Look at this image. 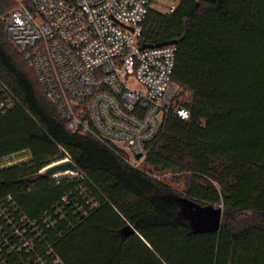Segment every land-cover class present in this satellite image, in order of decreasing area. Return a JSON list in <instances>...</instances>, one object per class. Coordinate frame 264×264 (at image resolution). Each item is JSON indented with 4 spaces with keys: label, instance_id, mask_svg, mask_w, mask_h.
<instances>
[{
    "label": "trees",
    "instance_id": "trees-1",
    "mask_svg": "<svg viewBox=\"0 0 264 264\" xmlns=\"http://www.w3.org/2000/svg\"><path fill=\"white\" fill-rule=\"evenodd\" d=\"M173 1L171 14L149 10L141 47L176 41L174 101L190 115L169 116L146 170H137L92 136L67 130L6 34L1 17L13 1L0 0V79L21 102L0 113V201L11 196L36 219L84 184L98 202L83 216L66 207L49 232L64 264H264V0ZM65 153L85 179L25 186ZM20 154L30 159L2 166ZM182 199L222 206L220 231L191 229ZM245 214L252 218L243 223Z\"/></svg>",
    "mask_w": 264,
    "mask_h": 264
},
{
    "label": "built area",
    "instance_id": "built-area-1",
    "mask_svg": "<svg viewBox=\"0 0 264 264\" xmlns=\"http://www.w3.org/2000/svg\"><path fill=\"white\" fill-rule=\"evenodd\" d=\"M11 1L14 7L1 17L6 34L70 133L92 136L138 170L169 116L189 118L174 101L180 90L172 79L176 46L141 47L143 23L156 0ZM176 6L177 1L163 0L159 12L171 14ZM20 105L0 79V113ZM67 160L65 153L51 164ZM63 178L86 177L80 172L51 177L56 184ZM97 206L84 184L36 219L5 197L0 201V264H64L49 232L65 220L66 207L83 216L85 207Z\"/></svg>",
    "mask_w": 264,
    "mask_h": 264
},
{
    "label": "water",
    "instance_id": "water-1",
    "mask_svg": "<svg viewBox=\"0 0 264 264\" xmlns=\"http://www.w3.org/2000/svg\"><path fill=\"white\" fill-rule=\"evenodd\" d=\"M176 41L161 44L158 47L175 45ZM140 159V155L136 156ZM67 173H79V168L71 160L61 161L46 166L41 171L26 177L23 181L25 186L29 182H36L40 179L51 178L56 175H64ZM182 205L181 215L188 220L191 229L195 232H216L220 231L223 218L222 206L200 205L186 199L179 201Z\"/></svg>",
    "mask_w": 264,
    "mask_h": 264
},
{
    "label": "rangeland",
    "instance_id": "rangeland-1",
    "mask_svg": "<svg viewBox=\"0 0 264 264\" xmlns=\"http://www.w3.org/2000/svg\"><path fill=\"white\" fill-rule=\"evenodd\" d=\"M163 3V0H156L152 6V9H155V10H158L160 9V5ZM27 158L26 155L24 154H20V155H15V156H12L10 158H7L6 160L2 161V166L4 167H8V166H12V165H15V164H20L18 163L19 161H22V160H25ZM141 169H144L146 170L145 166L144 165H141L140 167ZM161 178L163 179L164 177L161 176ZM175 177H173L172 175H167L165 180L170 182L171 179H173ZM177 178V177H176ZM218 207V206H217ZM252 218V216L248 215V214H245V215H242L238 218L239 221L241 222H246L248 220H250Z\"/></svg>",
    "mask_w": 264,
    "mask_h": 264
}]
</instances>
